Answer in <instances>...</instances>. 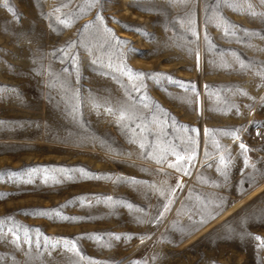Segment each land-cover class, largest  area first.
I'll return each mask as SVG.
<instances>
[{"label": "rangeland", "instance_id": "obj_1", "mask_svg": "<svg viewBox=\"0 0 264 264\" xmlns=\"http://www.w3.org/2000/svg\"><path fill=\"white\" fill-rule=\"evenodd\" d=\"M89 2L0 0V264H264L254 239L264 240V0ZM220 17L237 26L234 35ZM128 69L145 74L139 92ZM155 73L164 76L149 78ZM109 105L155 119L149 143L159 124L178 151L194 147L191 175L168 167L174 156L158 164L142 154ZM240 143L255 170L244 167ZM221 155L227 179L217 171ZM53 209L59 214H32Z\"/></svg>", "mask_w": 264, "mask_h": 264}, {"label": "snow or ice", "instance_id": "obj_2", "mask_svg": "<svg viewBox=\"0 0 264 264\" xmlns=\"http://www.w3.org/2000/svg\"><path fill=\"white\" fill-rule=\"evenodd\" d=\"M230 2V0H229ZM96 3H99V0H90L88 7H94ZM66 6V5H65ZM9 11H12L11 8H9ZM57 11H60V9H57ZM15 15V13H14ZM97 19L100 21L101 24H103V18L98 16ZM220 19L223 22V32L224 34L227 35H234L235 33L232 31V29H234L235 25H233L230 21H228L226 18L224 17H220ZM57 20L60 24H62L64 27H71L73 22H74V18L73 17H66L65 19H60L59 17H57ZM189 23H192L191 20L188 21ZM92 25H85V30L89 27H91ZM219 26V25H218ZM105 31H110L108 29H105ZM192 34L195 36L197 35L195 33V31L193 30ZM198 38V37H197ZM205 40H208L207 35H205ZM120 44H126V41H117ZM74 45L73 44H69L67 47L70 49L72 48ZM61 51H66L65 49H61ZM197 64H199V53H197ZM224 67H227V65H223ZM241 66L243 67L244 64L242 63ZM123 74L127 75L129 77V80H132L133 78H135L136 80L140 81L139 85L134 84L133 87L134 89L139 92L140 88L143 87V78L145 76L144 73H133L131 69H128L126 72H124ZM259 74V73H258ZM149 78H152L153 76H164V74H159V73H155V74H148ZM264 75V74H261ZM166 79L171 80V77H164ZM178 84V86L185 88V90L188 89V87H192L194 88V86L191 85H185L183 82H176ZM207 87V86H206ZM0 91H3V89H0ZM11 91H15L14 89H12ZM241 94L246 95V93L241 92ZM145 99H149L148 97H145ZM97 107H101L100 105H96ZM143 107L147 108L149 107V105L147 103H145L143 105ZM109 115H113L117 117V123L118 125L121 127L122 131H126V134L129 136V142L130 143H136L138 144V146L140 147V149L142 150V154L144 152H147V154L152 158L155 159L156 162L158 164H163L165 161L168 160L169 156H174L175 157V162H169L168 163V167L175 169L177 172L182 173L183 175H191L190 171H189V167H194L195 166V160H196V153H195V149L193 148H182L179 151L177 150V146L174 145L171 141H167L164 140L162 138V133H163V129L162 127L157 124V127L160 128V132L161 134H156L155 135V140L152 143L148 142V135L152 133V128H151V124L152 123H156L155 119L151 122H146L145 118L142 115L137 114L136 111L132 110V108L130 106H125V105H121L119 109H116L114 107H112L111 105L105 107L104 109ZM2 123V122H0ZM172 123L175 124L174 118L172 120ZM134 125V127L132 126ZM185 128V130H187L186 126H183ZM258 127H264V126H258ZM139 129L140 131L137 132L136 129ZM191 131L193 132H198V130L196 129H191ZM213 130H205V135H211ZM239 130H228V131H224L222 134L224 135H228L231 136L234 140H238L239 136L237 135V132ZM257 135H260L259 131H257ZM189 141L191 142V144H195V139L193 137H189ZM215 147L219 148V144H215ZM240 149L242 150V154H244V167L245 168H249L251 167L253 170L256 169V165L255 163H250L249 158L247 157L246 153L249 151V148L244 144V143H240L239 144ZM159 152V155H154V153ZM205 155L207 156L208 153L205 152ZM183 162V163H181ZM228 164H230V160L226 163V157L221 155L219 157V166H217V171L224 176L225 179H227V172H226V168L228 167ZM78 171H80L83 175L88 176L89 178H107V179H111V177H98L95 176L93 174L87 173L86 170L84 169H79ZM129 183L132 184H140V183H144L142 181H137L135 179H130L128 180ZM206 182V181H205ZM249 183V185L251 186V183L253 182V178L252 177H247L244 175V173L242 172V181L241 183ZM150 187H155V186H150ZM176 188H182V184L178 181ZM176 188H172L169 190L168 192V196L171 197L175 194V190ZM157 191H159L161 196H165V192L164 190L161 189H157ZM5 195L4 194H0V199H4ZM82 199H87V198H82ZM107 200H111V197L106 198ZM172 203V200L170 198L167 199V202L162 206L163 207V211H159L154 222H159V220L163 217L164 213L167 212L169 210V205ZM219 206V205H218ZM139 211V209H137ZM33 215H40V216H50V215H58V210H39L37 212L32 213ZM214 218V217H213ZM8 220L11 219V217L7 218ZM62 220H67V221H78L79 218H73V217H61ZM139 223H143V220L138 219ZM206 221L204 219H201L200 223L203 224ZM6 221L5 220H0V236L5 235L3 228L5 225ZM242 223H246L245 221H242ZM16 231H19V228L16 229ZM39 231V230H37ZM8 232H12L13 235H15V232L13 231V228H9ZM25 232V237L27 238V230H24ZM89 239H100V237H88ZM116 240H120L122 239L121 236H114L113 237ZM146 237L141 236L139 237V239L141 240V242L144 241ZM20 237L17 235L16 236V240H19ZM124 239H132L131 236H125ZM254 239H256L257 241H260V245L259 247H264V240H261L260 237H254ZM47 241V238H46ZM57 243H59V241H57ZM63 244L65 246V248L69 251H73L76 252L77 254H79V250L76 247V244L74 241L71 240H67V239H63ZM70 245V247H69ZM36 246L39 247V242H36ZM56 245L53 244L52 247H55ZM110 246V245H108ZM82 259L84 257H81ZM91 264H96V262L92 261Z\"/></svg>", "mask_w": 264, "mask_h": 264}]
</instances>
